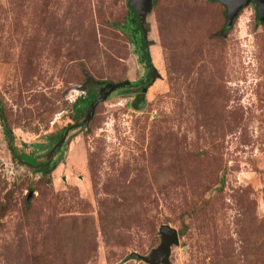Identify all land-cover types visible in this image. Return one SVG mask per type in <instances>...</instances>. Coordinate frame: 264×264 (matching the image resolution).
<instances>
[{
	"label": "rangeland",
	"instance_id": "1",
	"mask_svg": "<svg viewBox=\"0 0 264 264\" xmlns=\"http://www.w3.org/2000/svg\"><path fill=\"white\" fill-rule=\"evenodd\" d=\"M128 3L0 0V264H147L163 225L170 264H264V20L153 0V80ZM91 81L130 86L80 125Z\"/></svg>",
	"mask_w": 264,
	"mask_h": 264
},
{
	"label": "water",
	"instance_id": "2",
	"mask_svg": "<svg viewBox=\"0 0 264 264\" xmlns=\"http://www.w3.org/2000/svg\"><path fill=\"white\" fill-rule=\"evenodd\" d=\"M153 0H129V7L135 16L142 39V46H144L145 50V58L144 60L147 63L149 77L155 80L159 78V74L156 70L151 66L150 63V52L147 49V46L152 45V42L146 40V34L150 31V25L147 23L146 18L151 11ZM223 6L226 7V25L230 27L233 22L236 20L239 11L247 6L250 2L256 3V15L259 20H264V0H214ZM92 85L99 86V92L95 96V98L91 101L86 110L85 117L80 123V125H85L89 122L94 115V111L98 104L105 102L108 97L115 93L118 90H125V88L130 86V82L123 81L120 83H103V82H95L91 81ZM125 92V91H124ZM160 234V244L159 246L152 250L150 255L147 257L137 256V259L144 261L147 264H170L169 258L171 254V247L173 245L179 244L178 233L177 231L168 226L163 225L159 227L158 230Z\"/></svg>",
	"mask_w": 264,
	"mask_h": 264
},
{
	"label": "trees",
	"instance_id": "3",
	"mask_svg": "<svg viewBox=\"0 0 264 264\" xmlns=\"http://www.w3.org/2000/svg\"><path fill=\"white\" fill-rule=\"evenodd\" d=\"M128 8H129V13H128V16L125 18L121 29L125 33H130L129 35L130 40L134 43V45L138 47V53L140 57L144 60L145 58L144 48L145 47L142 46V39H141L139 25L129 7V3H128ZM256 18L258 21H261L258 19L257 15H256ZM228 29L229 27L225 24V30H228ZM96 95L97 93L92 92V93H87L86 96L84 97H80L76 99L73 105V107L75 108V119H78L81 115H84L86 113V110L88 109L89 104L95 98ZM135 258L137 259V256H135Z\"/></svg>",
	"mask_w": 264,
	"mask_h": 264
},
{
	"label": "flooded vegetation",
	"instance_id": "4",
	"mask_svg": "<svg viewBox=\"0 0 264 264\" xmlns=\"http://www.w3.org/2000/svg\"><path fill=\"white\" fill-rule=\"evenodd\" d=\"M211 1H214V0H211ZM216 2V1H215ZM249 4H252V6L254 7V8H256L257 6H256V3H254V2H250ZM226 8V7H225ZM226 13H227V10H226ZM255 15H256V12H255ZM98 88L100 89V87L98 86ZM123 90V89H122ZM63 140H64V136L60 139V145L58 146H53V147H51V149L49 150V152H48V154L50 155V157L52 158L53 157V154L55 153V154H57V152H59V153H61V148H62V144H63ZM62 145V146H61ZM61 146V147H60ZM53 148V149H52ZM61 158V156H59L58 157V159H60ZM43 165H45V164H43ZM43 170H47V168H43Z\"/></svg>",
	"mask_w": 264,
	"mask_h": 264
}]
</instances>
